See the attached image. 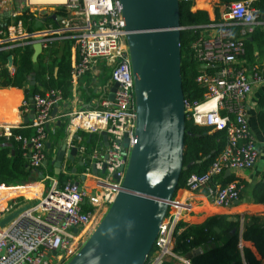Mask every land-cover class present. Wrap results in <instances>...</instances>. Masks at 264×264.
Masks as SVG:
<instances>
[{
    "label": "built area",
    "instance_id": "2783aa9c",
    "mask_svg": "<svg viewBox=\"0 0 264 264\" xmlns=\"http://www.w3.org/2000/svg\"><path fill=\"white\" fill-rule=\"evenodd\" d=\"M257 1H232L218 18L190 26L196 36L188 48L191 58L199 63L195 81L205 92L201 101L185 100L186 116L197 126L225 130L227 141L207 171L190 174L184 188L191 192L206 189L217 206H229L238 200L243 186L238 181L212 185L213 178L225 170L251 169L259 158L249 125L248 105L253 83L264 82V65L251 69L249 77L245 49V40L256 27L264 25L258 18ZM41 5L61 10L62 15L57 12L61 17L59 27L43 35L26 33L18 16L29 9L27 6ZM20 7L9 11L11 20L5 23V28L0 21V51L34 44L37 39L44 48L57 37L72 38L77 42V59L71 67L70 78L86 75L104 60L110 67V86L117 84L113 99L102 96L96 106L66 114L69 129L95 136L90 150L84 142L75 146V156L84 167L81 178L78 175L77 179L60 183L57 177L43 174L38 182L46 186V190L38 201L28 204L15 200L1 208L10 212L17 207H27L0 227V264H65L85 243L121 189L134 142V82L125 24L119 0H64L54 4H35L27 0L25 6ZM22 40L28 42H20ZM9 71L14 75L15 66L10 65ZM63 97L59 88H49L33 94L29 100L23 98L20 103L21 112L26 115L33 110L29 121L32 133L29 137L15 134V139L21 142L23 154L34 168L46 165L48 125L52 110ZM13 128L12 124H2L0 134L8 138ZM102 132L107 135V145H104ZM125 137L126 146L123 145ZM189 209V203L174 197L169 201L168 214L160 225L149 264L164 261L192 264L189 257L175 252L176 237L185 230L178 224Z\"/></svg>",
    "mask_w": 264,
    "mask_h": 264
},
{
    "label": "water",
    "instance_id": "95a60500",
    "mask_svg": "<svg viewBox=\"0 0 264 264\" xmlns=\"http://www.w3.org/2000/svg\"><path fill=\"white\" fill-rule=\"evenodd\" d=\"M119 1L134 82V142L121 189L85 243L65 264H145L168 214L169 201L175 195L182 171L200 162L183 164L185 135L193 133L185 128L181 1ZM9 15L10 12L5 11L0 19ZM50 18L61 19L57 14H51ZM5 25L3 23V28ZM33 49L32 60L35 61L42 51L39 39ZM116 86V83L111 86L109 99H113ZM32 117L33 110L22 117L20 123L27 124ZM101 135L107 145L106 133ZM126 143L125 137L123 145ZM65 151L70 160L75 159L76 147L67 150L65 144L61 145L54 157L56 174L60 172ZM104 169L105 166L102 171ZM92 171L97 173L94 165ZM229 173L225 170V174ZM26 208L8 215L0 222V227ZM196 251L201 253L200 248Z\"/></svg>",
    "mask_w": 264,
    "mask_h": 264
},
{
    "label": "trees",
    "instance_id": "16d2710c",
    "mask_svg": "<svg viewBox=\"0 0 264 264\" xmlns=\"http://www.w3.org/2000/svg\"><path fill=\"white\" fill-rule=\"evenodd\" d=\"M237 1V0H226ZM193 1L180 2V25L183 29L180 32L181 46V75L182 88L185 99L190 102L201 101L205 89L199 86L195 78L199 73V63L191 58L188 48L190 41L196 36V31L190 26L205 24L211 21V13L206 10L191 11ZM256 5L259 9V18L264 21V0H258ZM62 15L61 10H57ZM34 17L28 9H24L18 18L27 24L29 19ZM54 43V42H53ZM54 47V44H52ZM247 65L258 69L256 54L260 59L264 57V28L256 27L249 38L245 40ZM33 46L31 43L14 47L12 50L0 51V60L4 63L11 54L15 57L14 65L15 73L11 77L6 72L0 75V87H25L29 74L37 70V79L45 88H59L63 95H66L67 85L70 86V54L63 53L56 59L58 66L57 76L47 74L46 67L42 65L37 69L36 62L32 61ZM55 52L54 50H52ZM37 62L41 63L40 57ZM255 64H258L255 66ZM48 77V78H47ZM47 79V80H46ZM50 84V85H49ZM31 87V86H30ZM43 92L36 85L31 87V95ZM6 97L5 92L1 93ZM28 100L27 95L24 97ZM256 117L258 126L264 135V93L259 96L257 101ZM186 131L193 135H185V150L183 164L187 166L190 162H196L182 171L177 185V189L186 186L187 177L192 174H201L207 171L210 164L223 150L227 133L225 130L213 131L208 127L195 125L192 120L186 118ZM29 126H20L13 128L12 136L6 138L0 134V183L3 184H20L31 183L37 181L43 176L44 168H34L30 165L27 157L24 156L25 151L21 147V142L15 139V134L22 137L31 135ZM6 143L11 145L8 147ZM87 144V143H86ZM13 149L14 154L10 155ZM51 150V149H50ZM49 150V151H50ZM52 151V150H51ZM205 158V159H204ZM43 167H47L44 165ZM81 169V168H80ZM51 173L53 171L50 169ZM60 180L68 179L64 174L59 173ZM234 176L221 175L215 176L211 184L220 183L221 185L235 181ZM251 201L255 203H264V170L261 180L252 186L250 192ZM185 222H179L178 226H184ZM235 222L228 221L226 216L217 215L207 218L203 223L198 225H188L185 230L176 237L175 252L186 255L191 259L192 264H258L253 253L246 247L240 249L238 246L239 237L233 231ZM245 241H251L261 257H264V220L252 217L245 226L242 233ZM201 248V253H196V249ZM145 264H149V259ZM162 264H172L170 261H164Z\"/></svg>",
    "mask_w": 264,
    "mask_h": 264
},
{
    "label": "crops",
    "instance_id": "0c3cea01",
    "mask_svg": "<svg viewBox=\"0 0 264 264\" xmlns=\"http://www.w3.org/2000/svg\"><path fill=\"white\" fill-rule=\"evenodd\" d=\"M230 2L232 1L193 0L191 11L206 10L211 13V18L214 19L215 17H219L225 6ZM11 3V0H4L3 2L0 1V17L5 11H11L13 9L17 10L19 9L20 5V8L23 7L20 3L18 4V6L16 2H14L16 7H12ZM27 7L29 8L28 10L31 13H34V17L32 19H29L27 24H25L21 19L23 25L22 28L26 33L43 35L46 31L59 27L60 20L55 21L50 18L51 14H58L55 9L44 6L45 8L43 9L48 10H46L45 12H42V10H40L38 12L37 10L34 11L33 8H37L39 6ZM257 14L259 16V9ZM10 20L11 19L9 18V16L4 18L3 20L0 19L2 24L9 23ZM259 20L262 21L260 18ZM262 22L264 23V21ZM259 27L264 28V25H261ZM20 42L28 41L22 40ZM52 44H54V47H52ZM12 49L13 48L3 51ZM52 50H54L55 52H53ZM68 52L70 54V66L72 67L77 59V42L72 38H63L60 36L52 40L48 44V46L44 48L42 46L41 53L37 56L35 61H32L36 62L37 69L41 68L42 65L46 67V76L47 74L51 76L52 72V75L56 77L58 73L56 59L59 58L63 53ZM255 56L257 58V63L259 64H255V66L258 65L257 67H259L258 69H260L264 65V57L263 59H260L257 54ZM39 57L41 59V63L37 62ZM14 59L15 57L9 54L8 59L4 63H2L0 60V75L3 72H6L9 76H11L9 66H15ZM247 66L248 75L249 77H251V69H253L254 67L249 64ZM36 72L37 70L29 74L25 87H0V122L9 120V122L11 123V120H14V123H11L14 128H18L20 126H29V123H20L21 118L28 115L21 112L20 103L22 99L26 95L28 100L32 97L30 93L31 87L35 85L40 90H43V92L46 89H49L40 84L39 80L37 79ZM32 80L34 81V84H31ZM70 86L71 87L69 88V86L67 85L68 90L65 92L66 95H64L63 100L52 110V120L48 125V137L45 145V153L47 158L45 163L47 167H44L45 172H43V174H50L54 177H57L60 183H63L67 180L77 179L78 175L81 178L80 174L82 175L84 167L76 156L74 160H70L65 151L59 173L64 174V176H67L68 179L61 181L58 174L54 172V157L58 151V148L61 145L65 144L66 149L69 150L71 147L78 145L80 142H84L85 144L87 143L86 145L88 146V150H90L95 144V136L89 137L81 131H73L72 128H68V119L66 117V114L73 110L94 107L97 105L98 100L102 96H109L111 88L110 67L107 66L104 60H102L86 75L74 80L70 78ZM53 88L55 87L53 86ZM6 91L11 93L8 97H5L1 94L3 92H5L6 94ZM263 93L264 82H254L249 96L248 105L249 125L252 135L254 136L255 143L259 149V158L251 169L242 172H230L229 174H225V176H234V178H236L235 181H238L242 184L243 188L238 200H236L229 206H217L208 197L206 189L191 192L186 188H179L176 190L174 195V198L176 200L184 203H189L190 205V209L182 215V221L185 222L184 227L188 225L201 224L211 216H226L228 221L235 222L233 231L236 232L239 237L238 246L240 247V249H243V247L248 248L255 256L258 264H264V257H261L259 255L254 244L251 241H245L242 238V233L250 218L256 217L260 220H264V203H255L251 201L250 197L252 186L261 180V175L264 170V135L262 134L258 126L256 117L257 101L259 96H261ZM1 125L2 124L0 123V126ZM10 145V143H6V146L9 147ZM13 154L14 151L13 149H11L10 155L12 156ZM50 169L53 171V173H51ZM39 179L35 181L34 184L31 183V185H28V183H20L4 184L8 185L9 187L0 186V222H2L11 213L20 209L17 207L10 212H5L1 209L4 205L15 200L17 202L24 201L28 204L34 203L39 200L40 196L46 190V186L38 182ZM0 184L3 185V183ZM196 253L198 252L196 251Z\"/></svg>",
    "mask_w": 264,
    "mask_h": 264
},
{
    "label": "bare ground",
    "instance_id": "6f19581e",
    "mask_svg": "<svg viewBox=\"0 0 264 264\" xmlns=\"http://www.w3.org/2000/svg\"><path fill=\"white\" fill-rule=\"evenodd\" d=\"M30 3H35V4H54L56 2H61V1H64V0H28ZM11 93L10 92H7L6 91V97H8ZM14 120H11V123H14L13 122ZM1 124H11L9 122V120H6L4 122H0Z\"/></svg>",
    "mask_w": 264,
    "mask_h": 264
},
{
    "label": "rangeland",
    "instance_id": "374dc122",
    "mask_svg": "<svg viewBox=\"0 0 264 264\" xmlns=\"http://www.w3.org/2000/svg\"><path fill=\"white\" fill-rule=\"evenodd\" d=\"M1 2H3L4 0H0ZM12 1V3H11V5H12V7H16V5L14 4V2H16L17 3V5L20 3V4H22V6H25V3L27 2V0H11ZM19 6V5H18ZM43 8H45L44 6H39V7H35V8H33V10L35 11V10H37L38 12L40 11V10H42V12H45L46 10H48V9H43ZM51 9H55L56 10V7H51ZM81 183H83L82 181H81ZM88 237V236H87ZM86 237V238H87ZM154 252H155V248H154V250H153V254H154ZM152 253H151V255H152Z\"/></svg>",
    "mask_w": 264,
    "mask_h": 264
}]
</instances>
